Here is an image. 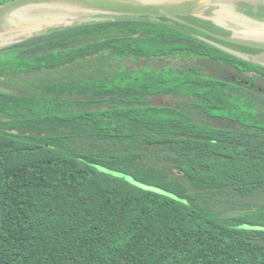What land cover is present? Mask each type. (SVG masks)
I'll list each match as a JSON object with an SVG mask.
<instances>
[{"label":"trees","instance_id":"trees-1","mask_svg":"<svg viewBox=\"0 0 264 264\" xmlns=\"http://www.w3.org/2000/svg\"><path fill=\"white\" fill-rule=\"evenodd\" d=\"M61 27L0 47V264H264V65L206 39L264 47L195 13Z\"/></svg>","mask_w":264,"mask_h":264},{"label":"rangeland","instance_id":"rangeland-1","mask_svg":"<svg viewBox=\"0 0 264 264\" xmlns=\"http://www.w3.org/2000/svg\"><path fill=\"white\" fill-rule=\"evenodd\" d=\"M158 3L177 4L181 2L199 3L194 9L197 13L215 19L223 28L236 29L234 38L247 39L248 41L263 43L264 35L255 33L251 24L241 22V19H234L233 14L219 8L218 0H147ZM234 3L236 9L240 11L242 17L247 16L250 22L264 23V0H228ZM82 0H33L25 5L14 8L0 16V47L17 42L39 33L48 27L60 29L61 26L74 24L82 17L87 16H120L130 17L136 14L119 12L109 13L107 9L93 4L85 5ZM229 25V26H227ZM53 29V30H54ZM232 30V29H231ZM242 31H245L242 33ZM242 35V36H241ZM235 46V45H233ZM247 57L259 64L264 65V54H250L249 49L239 47ZM225 71V70H223ZM222 74V73H221ZM222 76L230 77V72L223 73ZM264 87V82H260ZM154 188V187H152ZM157 189V188H154Z\"/></svg>","mask_w":264,"mask_h":264},{"label":"water","instance_id":"water-1","mask_svg":"<svg viewBox=\"0 0 264 264\" xmlns=\"http://www.w3.org/2000/svg\"><path fill=\"white\" fill-rule=\"evenodd\" d=\"M31 1L33 0H12L10 2L2 4L0 5V16H2L5 12L9 10L25 5ZM82 3L88 6L89 4H93L98 7H103L107 9L109 13L126 12V13H133V14H139V15H154V16H178L182 14L195 13L200 16L212 19L217 24L220 23L211 17H207L205 15L197 13L194 8L196 6L201 7V5H199V3L197 2L194 3V2L186 1V2H181L177 4H169V3L152 2V1H147V0H82ZM234 12H238L240 14V11L236 10ZM109 18H110L109 16L90 15L87 17H82L79 20L80 21H91V20H102V19H109ZM230 26H231L230 29H232L235 32L236 29L233 27V23ZM227 38L240 42V43L251 44V45L258 46V47H264L263 43H256V42L248 41L247 39L234 38L233 36H229ZM206 40L220 49H223L225 51H228L240 57H245V58L247 57V55L242 51L236 50L234 48H231L227 45H224L220 42H217L211 39H206ZM0 90L10 91V89H7L2 86H0ZM249 210H250L249 208L229 209L221 213V217H233V216H236L242 213H246ZM250 240L252 242L260 243L264 245V238H250Z\"/></svg>","mask_w":264,"mask_h":264},{"label":"crops","instance_id":"crops-1","mask_svg":"<svg viewBox=\"0 0 264 264\" xmlns=\"http://www.w3.org/2000/svg\"><path fill=\"white\" fill-rule=\"evenodd\" d=\"M219 1V8L220 9H222V10H225V11H227V13L229 14H233V18L234 19H241V22H243V23H247V24H251L252 26H253V30H255L254 32L255 33H259V34H261V35H264V23H259V22H256V21H252V22H250L249 20H247L248 19V17L247 16H244V17H242V16H240V15H244V14H239L238 12H234V11H236L234 8H233V6L230 4L231 2L230 1H228V0H218ZM245 31H242V33H244ZM235 33H237L236 31L234 32V34ZM242 36V35H241ZM263 44H264V42H263Z\"/></svg>","mask_w":264,"mask_h":264},{"label":"flooded vegetation","instance_id":"flooded-vegetation-1","mask_svg":"<svg viewBox=\"0 0 264 264\" xmlns=\"http://www.w3.org/2000/svg\"><path fill=\"white\" fill-rule=\"evenodd\" d=\"M232 6H233V8H235V5H234V3H230ZM236 9V8H235ZM234 34V31L232 32V35Z\"/></svg>","mask_w":264,"mask_h":264}]
</instances>
